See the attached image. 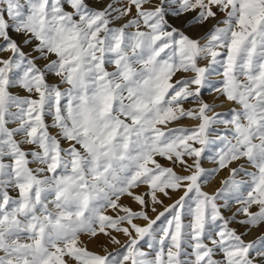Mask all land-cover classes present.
Wrapping results in <instances>:
<instances>
[{
	"label": "snow or ice",
	"instance_id": "6c2138e0",
	"mask_svg": "<svg viewBox=\"0 0 264 264\" xmlns=\"http://www.w3.org/2000/svg\"><path fill=\"white\" fill-rule=\"evenodd\" d=\"M0 264H264V0H0Z\"/></svg>",
	"mask_w": 264,
	"mask_h": 264
}]
</instances>
